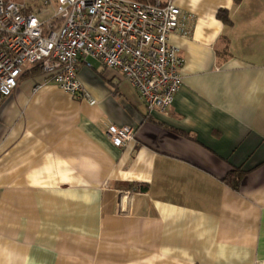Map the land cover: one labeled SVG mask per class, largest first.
<instances>
[{
	"label": "crops",
	"instance_id": "crops-1",
	"mask_svg": "<svg viewBox=\"0 0 264 264\" xmlns=\"http://www.w3.org/2000/svg\"><path fill=\"white\" fill-rule=\"evenodd\" d=\"M172 1L190 34L170 36L185 63L166 111L92 61L94 105L40 72L0 99V264H264V0Z\"/></svg>",
	"mask_w": 264,
	"mask_h": 264
},
{
	"label": "built area",
	"instance_id": "built-area-1",
	"mask_svg": "<svg viewBox=\"0 0 264 264\" xmlns=\"http://www.w3.org/2000/svg\"><path fill=\"white\" fill-rule=\"evenodd\" d=\"M185 19L172 0H0V99L37 70L44 83L94 105L78 77L94 60L118 71L150 112H164L183 85L185 60L169 40L177 31L190 34ZM107 136L123 148L135 129L111 124Z\"/></svg>",
	"mask_w": 264,
	"mask_h": 264
},
{
	"label": "trees",
	"instance_id": "trees-1",
	"mask_svg": "<svg viewBox=\"0 0 264 264\" xmlns=\"http://www.w3.org/2000/svg\"><path fill=\"white\" fill-rule=\"evenodd\" d=\"M8 1V0H6ZM142 1H145V2H153L154 0H142ZM218 18L221 19L222 21H224L225 23H229L230 20H229V17L227 15V12L225 10H220L218 12ZM35 73H38L37 70H33V71H30V72H26L24 75H32V74H35ZM176 133L178 131H175ZM179 134H182L181 132H179ZM182 135H185V134H182ZM243 176H244V172H242L240 169H236L234 171H232L228 176L227 178L225 179L226 183L228 185H230L233 189L235 190H239V187H240V184H241V181L243 179ZM146 188H143L142 187V190H145Z\"/></svg>",
	"mask_w": 264,
	"mask_h": 264
},
{
	"label": "rangeland",
	"instance_id": "rangeland-1",
	"mask_svg": "<svg viewBox=\"0 0 264 264\" xmlns=\"http://www.w3.org/2000/svg\"><path fill=\"white\" fill-rule=\"evenodd\" d=\"M13 1H19V0H13ZM162 1H165V0H162ZM27 3L29 4V5H31V6H33V5H38L39 3H40V0H27ZM92 63L95 65V66H101L100 64H99V62H97V61H94V60H92ZM109 71H112V69H108ZM43 75V74H42Z\"/></svg>",
	"mask_w": 264,
	"mask_h": 264
},
{
	"label": "water",
	"instance_id": "water-1",
	"mask_svg": "<svg viewBox=\"0 0 264 264\" xmlns=\"http://www.w3.org/2000/svg\"><path fill=\"white\" fill-rule=\"evenodd\" d=\"M128 200H129V197L128 196H124V198H123V207H122V211L123 212H126L127 209H128Z\"/></svg>",
	"mask_w": 264,
	"mask_h": 264
}]
</instances>
